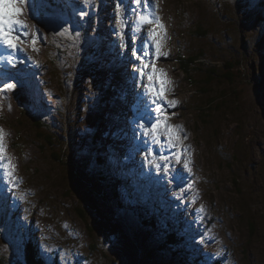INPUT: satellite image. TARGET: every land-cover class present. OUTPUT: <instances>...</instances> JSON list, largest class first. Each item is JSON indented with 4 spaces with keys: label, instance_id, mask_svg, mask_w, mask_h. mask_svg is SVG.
Wrapping results in <instances>:
<instances>
[{
    "label": "rangeland",
    "instance_id": "1",
    "mask_svg": "<svg viewBox=\"0 0 264 264\" xmlns=\"http://www.w3.org/2000/svg\"><path fill=\"white\" fill-rule=\"evenodd\" d=\"M76 1L26 0L19 7L29 32L16 25L13 33L25 42L0 47L12 58L0 59V257L7 264H28L29 256L35 264L36 254L46 264H175L172 255L183 251L184 264H264L263 0H122L120 11L116 0ZM14 12L11 0H0V15ZM132 23L153 55L149 33L158 34V74L169 83L163 96L155 92L158 101L147 99L149 110L137 99L148 80L135 87L130 66L138 43ZM199 55L196 73L184 76L181 61ZM152 59L138 62L139 78L153 75ZM123 95L137 99L126 118ZM71 116L68 137L62 127ZM36 118L58 142L50 149ZM139 206L170 228L169 250L159 251L160 237L139 242L119 221L132 222Z\"/></svg>",
    "mask_w": 264,
    "mask_h": 264
},
{
    "label": "trees",
    "instance_id": "2",
    "mask_svg": "<svg viewBox=\"0 0 264 264\" xmlns=\"http://www.w3.org/2000/svg\"><path fill=\"white\" fill-rule=\"evenodd\" d=\"M262 4L264 5V0L262 1ZM207 36V34H204L202 37H206ZM203 58V56H201V55H199V56H197V58L196 57H193V56H191V57H189V58H187V59H183L182 61H181V63H180V69H181V72L183 73V75L184 76H189V77H192V75H193V72H195V71H193V69H195V68H197L195 65L196 64H202V59ZM198 70V72L199 71H201V72H204L202 69L200 70V69H197ZM196 73V72H195ZM210 75H214L215 73H216V71H213V70H211V71H209L208 72ZM198 75H200V74H198ZM200 76H202L203 77V75H200ZM208 78V77H207ZM211 78V77H210ZM210 78H208L207 79V81H209V79ZM193 82V83H192ZM192 85H194L195 83H196V81L194 80H192L191 79V82H190ZM204 85H205V83H203ZM199 85H201V84H199ZM201 87V86H200ZM202 88V87H201ZM198 97L199 96H201V95H197ZM258 99L260 100V95H258ZM31 100V99H30ZM211 101H214V99L213 98H211L210 99ZM21 101H22V103L24 104H22L23 105V107H24V109L25 110H27V113L31 110V106H30V102H29V99H27V98H22L21 99ZM69 105H70V103H69ZM210 105V104H209ZM209 105H207L206 106V108L205 109H207L208 110V108L210 107ZM66 106V108H64V111H66V110H70V107H68V105L66 104L65 105ZM71 106V105H70ZM26 113V111L24 112V114ZM200 114H201V117H202V120H203V118L204 117H206V114H205V112L204 111H202V112H200ZM208 116V115H207ZM36 117V116H35ZM75 124V120H73V116H71L70 118H69V121H68V124H67V127H62L63 129H64V132L66 133H68V137H69V135L70 134H72V133H70L68 130H70L71 129V127L73 126ZM35 125L39 128V129H43L44 131H45V134H46V136H45V138H44V141H46L47 143H48V147H49V149H50V147L52 146H54V144L53 145H51V142L53 141V142H57L56 140H54L52 137H49L48 136V134H47V132H48V129L50 130L51 128L50 127H48L47 125H45V123H44V121L43 120H41V119H37L36 118V121H35ZM58 143V142H57ZM65 144H66V142L64 141V147H65ZM42 149H43V147H41ZM46 150V149H45ZM102 191V190H101ZM121 194H122V192H121ZM125 194H126V191H125ZM118 196V195H117ZM100 198H102V196H100ZM105 198H107V197H105ZM108 199V201L110 202V203H112L111 202V200H110V197L109 198H107ZM146 206H147V204L146 203H144ZM148 207V206H147ZM143 208H145V207H143V206H139L138 208H135V209H132L131 211L133 212L132 214H131V218H132V222L131 221H129L128 220V222H126V221H123L120 217H119V220L122 222V223H124L126 226H128L129 228H130V231H133V236L135 237V239H137L139 242L140 241H143V237H141V235H146V236H148V237H154V236H156V237H160V238H162V243H164V246L163 245H159V251H165V250H169L168 249V246H169V243H168V240H175V237H174V235L173 234H171V230H170V228L168 227V226H166V225H163V226H161L160 225V223H164V221L160 218V214L159 213H156V215H149V213L147 212V210L146 211H144L143 210ZM149 208V207H148ZM81 214V213H80ZM136 214H138L139 215V217L137 218V217H135V215ZM140 214H142V216H140ZM153 218H156V219H153ZM158 218H160L159 220H160V222H158L157 221V219ZM150 229L153 231V234H151L150 233ZM92 233V229L89 231V234H91ZM176 241H178L177 239H176ZM29 243L30 242H26V244H27V250L26 251H28L29 250ZM168 244V245H167ZM145 246V245H144ZM143 246V247H144ZM162 247V248H161ZM144 249L146 250L145 252L148 254L147 256H149V258H154V255L152 256V254L150 253V251H148V248H145L144 247ZM92 252V251H91ZM155 252H158V251H155ZM27 254H28V252H27ZM170 254V253H169ZM182 254H183V251H176V252H174V255H172L173 257H174V259H173V262L175 261V264H176V262L178 263V264H184V262H186L184 259H183V257H182ZM181 255V256H180ZM28 256V255H27ZM36 256H37V258H38V260H33V263L35 262V264H46L44 261H42L41 259H40V257L36 254ZM180 256V257H179ZM145 258V257H144ZM27 261V260H26ZM188 261H189V259H188ZM190 262V261H189ZM27 263L28 264H32V261H31V257L29 256V259H28V261H27ZM0 264H7V262H6V260H4L3 258H1L0 257ZM53 264H59L58 263V260L56 259L55 260V263H53Z\"/></svg>",
    "mask_w": 264,
    "mask_h": 264
},
{
    "label": "snow or ice",
    "instance_id": "3",
    "mask_svg": "<svg viewBox=\"0 0 264 264\" xmlns=\"http://www.w3.org/2000/svg\"><path fill=\"white\" fill-rule=\"evenodd\" d=\"M26 0H11V6L15 8V12L12 15H8V14H3L0 15V41L3 42V44L5 46H7V48L12 49V50H16L18 43L21 42H25L22 37L20 35H14V31H15V26L19 25L21 29L26 28L27 26L23 23V21L21 19H19V17L22 15V9L19 7L20 5L25 4ZM135 5H141L142 2L143 3H148L149 0H133ZM121 3L122 0H116L115 2V7L117 9V11L121 10ZM7 6V5H6ZM78 15L80 16H86L87 12H80L78 13ZM157 26L161 29L164 28V25L159 23V21L156 22ZM65 31H67V29H65ZM61 35L63 34L62 32L60 33ZM25 36H27L28 34L25 33ZM151 40L154 42L155 45V50H156V56L159 57L161 52V43L159 41V36L158 34L155 32V30H153L151 33H149ZM40 39V37H36L32 40L33 45H35L37 43V40ZM35 50V49H34ZM145 56L149 55V53L146 51L144 53ZM137 59H140L139 56H137ZM155 75V70H153V75H150L148 77V79L151 81L153 79V76ZM164 73H161V79H160V88H159V94L161 96H163L164 94V79H163ZM6 89H15L17 87L16 83H12V82H6L5 85ZM0 91H4L3 88H0ZM156 101L154 100L153 103H155ZM157 110H160L159 108ZM160 128V123L157 122L155 123L152 128L150 129L151 132L155 133L157 132V130ZM165 130L168 132V136H169V141L172 140L173 138V131L167 126L165 125ZM175 145L173 144V147ZM4 159V148H3V135H2V130H0V160ZM161 159L163 160H168L169 157L167 156H161ZM176 161L179 163L181 161V157L177 156L175 157ZM187 167V166H186ZM188 171H191L190 168H188Z\"/></svg>",
    "mask_w": 264,
    "mask_h": 264
},
{
    "label": "bare ground",
    "instance_id": "4",
    "mask_svg": "<svg viewBox=\"0 0 264 264\" xmlns=\"http://www.w3.org/2000/svg\"><path fill=\"white\" fill-rule=\"evenodd\" d=\"M72 3L75 4L76 2H75V1H72ZM64 7H65V6H64ZM4 10H7V7H6V6L4 7ZM154 11L156 12V9H154ZM5 12H6V11H5ZM19 19H21V17H19ZM21 20H22V19H21ZM22 21L25 22L24 19H23ZM16 27H17V26H16ZM17 28H18V27H17ZM23 29L26 30L27 32H29V30H28V25H27L26 28H23ZM0 47H3V45H2V41H0ZM6 51H8V50H6V49H4V48H1V49H0V59H3V61H6V60H7V63L12 64V58L8 60V58H7L6 54H5ZM0 64H1V63H0ZM16 67L19 68L20 66H16ZM135 83H136V82H135ZM135 83H134V84H135ZM124 85L126 86V83H124ZM132 86H133V83H130L128 89H131ZM145 88L147 89V87H145ZM113 91H114V89H113ZM140 96H141V97H140V98L137 97V99H138V100H141V98H142L141 101H142V102L145 101V105H144V107H146V108L149 110V107H150L151 105H150V102L148 103V101L146 100V95H140ZM123 98L125 99V102H124V103H126V104H125V108L128 109V110L125 111V118H126L127 115H128V112L134 110L133 106H132L129 102L136 101L137 99H136V97H135L134 95H123ZM139 106H140V105H139ZM137 110H140V109H137ZM118 113H119V111H118ZM118 113H117V116H118ZM116 121H117V123H120L118 118L116 119ZM129 131H130L131 133H133L132 129H129ZM132 140L135 141V138H132ZM123 149H124V148H123ZM125 153H126V152H125ZM103 161H104V160H103ZM104 162H105V161H104Z\"/></svg>",
    "mask_w": 264,
    "mask_h": 264
},
{
    "label": "water",
    "instance_id": "5",
    "mask_svg": "<svg viewBox=\"0 0 264 264\" xmlns=\"http://www.w3.org/2000/svg\"><path fill=\"white\" fill-rule=\"evenodd\" d=\"M99 199L101 200V203H100L101 206L105 205V203H102V202H104V200H103L102 198H100V197H99ZM105 202H106L107 204L111 205L107 198H105ZM119 221H120V220H119ZM113 222H114V221H113ZM120 222H121V221H120ZM111 224H115V223H110L109 225H111ZM116 226L118 227L117 224H116ZM117 229H119V227H118ZM123 230H125V229H123ZM119 231H120V238H121L122 240H124V238L126 237V236L124 235V231H122V229H121V230L119 229ZM128 244H129V243H128ZM125 253H127V254H129V253L134 254L133 251H125ZM126 264H132V259H128L127 262H126ZM137 264H141V263H139V261H138Z\"/></svg>",
    "mask_w": 264,
    "mask_h": 264
}]
</instances>
